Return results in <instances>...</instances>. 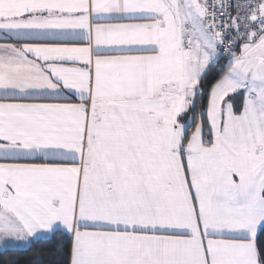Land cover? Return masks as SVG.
I'll list each match as a JSON object with an SVG mask.
<instances>
[{"label":"snow or ice","instance_id":"1","mask_svg":"<svg viewBox=\"0 0 264 264\" xmlns=\"http://www.w3.org/2000/svg\"><path fill=\"white\" fill-rule=\"evenodd\" d=\"M0 264H264V0H0Z\"/></svg>","mask_w":264,"mask_h":264}]
</instances>
